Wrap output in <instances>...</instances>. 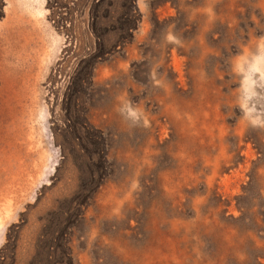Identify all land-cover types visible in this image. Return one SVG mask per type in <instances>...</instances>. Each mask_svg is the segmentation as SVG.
Wrapping results in <instances>:
<instances>
[{
	"label": "rangeland",
	"instance_id": "1",
	"mask_svg": "<svg viewBox=\"0 0 264 264\" xmlns=\"http://www.w3.org/2000/svg\"><path fill=\"white\" fill-rule=\"evenodd\" d=\"M261 36L264 0H0V264H264Z\"/></svg>",
	"mask_w": 264,
	"mask_h": 264
},
{
	"label": "clouds",
	"instance_id": "2",
	"mask_svg": "<svg viewBox=\"0 0 264 264\" xmlns=\"http://www.w3.org/2000/svg\"><path fill=\"white\" fill-rule=\"evenodd\" d=\"M167 39L171 43H181L174 34H169ZM236 67L241 78L237 96L241 118L247 122L248 127L264 131V36L256 38L255 45L240 58ZM129 112L131 116H137L135 110L130 109ZM148 124L149 121L144 117L145 127Z\"/></svg>",
	"mask_w": 264,
	"mask_h": 264
},
{
	"label": "snow or ice",
	"instance_id": "3",
	"mask_svg": "<svg viewBox=\"0 0 264 264\" xmlns=\"http://www.w3.org/2000/svg\"><path fill=\"white\" fill-rule=\"evenodd\" d=\"M2 230H3V226L2 224H0V233H2Z\"/></svg>",
	"mask_w": 264,
	"mask_h": 264
}]
</instances>
